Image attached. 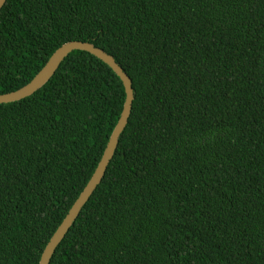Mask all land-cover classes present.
Returning <instances> with one entry per match:
<instances>
[{
  "label": "trees",
  "instance_id": "1",
  "mask_svg": "<svg viewBox=\"0 0 264 264\" xmlns=\"http://www.w3.org/2000/svg\"><path fill=\"white\" fill-rule=\"evenodd\" d=\"M71 41L112 55L135 101L51 264H264V0H8L0 95ZM125 102L119 76L75 51L0 104V264H40Z\"/></svg>",
  "mask_w": 264,
  "mask_h": 264
},
{
  "label": "water",
  "instance_id": "2",
  "mask_svg": "<svg viewBox=\"0 0 264 264\" xmlns=\"http://www.w3.org/2000/svg\"><path fill=\"white\" fill-rule=\"evenodd\" d=\"M7 1L8 0H0V12L6 5ZM75 51L88 52L107 64L122 80L126 92V102L120 120L111 135L107 148L94 175L50 240L44 250L40 264H51L52 258L58 247L64 241L83 209L104 180L107 170L117 152L120 139L129 124L135 101L133 81L112 55L90 42L71 41L64 44L53 54L45 67L29 84L15 92L0 95V104L18 102L34 95L50 82L66 58Z\"/></svg>",
  "mask_w": 264,
  "mask_h": 264
}]
</instances>
